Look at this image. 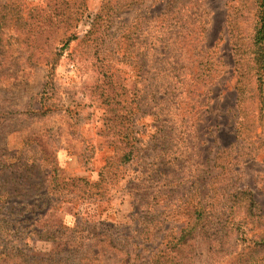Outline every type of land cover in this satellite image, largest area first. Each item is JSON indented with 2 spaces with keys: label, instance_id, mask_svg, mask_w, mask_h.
<instances>
[{
  "label": "rangeland",
  "instance_id": "374dc122",
  "mask_svg": "<svg viewBox=\"0 0 264 264\" xmlns=\"http://www.w3.org/2000/svg\"><path fill=\"white\" fill-rule=\"evenodd\" d=\"M169 3L0 0V264H150L188 201V264L257 248L264 0Z\"/></svg>",
  "mask_w": 264,
  "mask_h": 264
},
{
  "label": "trees",
  "instance_id": "16d2710c",
  "mask_svg": "<svg viewBox=\"0 0 264 264\" xmlns=\"http://www.w3.org/2000/svg\"><path fill=\"white\" fill-rule=\"evenodd\" d=\"M121 1L123 2L122 5L128 6L129 3L131 4L135 0H121ZM138 1L139 0H137V2ZM179 1L180 0H170L171 3H169L168 7L170 8L171 11L175 7L173 5H175ZM129 7L130 6H128V8ZM260 33L261 30L258 31L257 35H260ZM262 39L263 38H257V42H260ZM263 59H264V55L261 52L255 61L259 63L262 62ZM235 134L237 136L238 132ZM238 155L239 153H237L236 156ZM242 195H243L242 192H239V193H235L232 196L231 198V201L233 203L232 208L234 210L243 208L245 211H248L254 205V202L251 198L243 200ZM204 210L205 207H203L201 203L198 202L193 203L192 201H188L187 203H185L182 209L184 225L180 228L177 236L175 235L169 236V238L164 244V249L152 258L150 264H188L187 261L189 258L188 255L189 246L191 245L190 241L194 237L193 232L196 230V228L198 227L201 228L203 226L202 218L204 217L205 214ZM233 214L234 212L231 213V215ZM228 223H231V225L235 223L238 229L240 228V226L245 225L243 219H240L239 221L235 222V219L232 218L228 221ZM230 229L231 227L226 228L227 231H229ZM237 236L246 244L242 248V255L239 258L240 262H243L245 264H251L259 260H264V237L252 241L253 245H255L257 248H251L250 244L248 243L249 238H247L244 235V233H240L235 237L237 238Z\"/></svg>",
  "mask_w": 264,
  "mask_h": 264
}]
</instances>
